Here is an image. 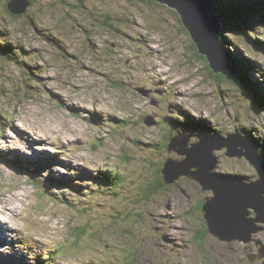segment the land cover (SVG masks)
Here are the masks:
<instances>
[{
  "label": "rangeland",
  "instance_id": "1",
  "mask_svg": "<svg viewBox=\"0 0 264 264\" xmlns=\"http://www.w3.org/2000/svg\"><path fill=\"white\" fill-rule=\"evenodd\" d=\"M30 1L16 18L0 1V38L13 57H0V264H255L247 253L264 248V223L250 235L256 241L208 231L198 245L191 237L201 219L191 206L211 191L197 195L194 181L179 178L160 184L158 175L171 156L163 136L182 120L196 140L207 125L242 130L264 152V110L252 93L210 77L165 5ZM255 14L238 26L264 35ZM223 29L264 66L263 44ZM214 154V172L256 179L245 158L225 147ZM108 170L122 182L98 184Z\"/></svg>",
  "mask_w": 264,
  "mask_h": 264
},
{
  "label": "water",
  "instance_id": "2",
  "mask_svg": "<svg viewBox=\"0 0 264 264\" xmlns=\"http://www.w3.org/2000/svg\"><path fill=\"white\" fill-rule=\"evenodd\" d=\"M154 1L175 10L179 15L190 38L189 47L193 50L194 58L203 60L212 74L238 76V66H235L238 63L222 47L220 35L223 21L212 0ZM29 4V0H11L7 7L12 14L18 15L24 13ZM149 119H146L147 124L152 123ZM188 140L186 133L169 139L168 151H175L185 157L182 160H165L162 168L164 182L172 183L180 175L187 174L205 189H211V197L202 204L208 231L220 240L251 241L250 235L261 230L259 223H264V162L257 155L256 143L237 132L226 137L201 136L190 147H187ZM223 146L228 148L227 155L247 159L257 170L258 179L245 183L241 177L215 173L213 169L217 157L213 151ZM193 166L196 170L189 174L188 169ZM251 211L254 217L250 216ZM260 252L249 256V260L264 257V248Z\"/></svg>",
  "mask_w": 264,
  "mask_h": 264
},
{
  "label": "trees",
  "instance_id": "3",
  "mask_svg": "<svg viewBox=\"0 0 264 264\" xmlns=\"http://www.w3.org/2000/svg\"><path fill=\"white\" fill-rule=\"evenodd\" d=\"M4 1H5L4 6L6 7V9H8L7 4L11 0H4ZM77 1H78V5H77L78 7L83 6V0H77ZM139 1H148V2L155 3L154 0H139ZM212 1L215 3V6L217 7V9L219 11L218 15L223 21V27L224 26L238 27V29H237L238 34L245 36L246 38H248V40L250 39L253 42V44L256 45L258 43H261V44H263L262 46L264 47V39H263L264 35L261 34V32H259V27L256 28V27H253L252 24H246V27H247L246 31H241L240 27L238 26V25H242V23H243L240 20H245L246 18H249L252 14L256 15L255 13H257L259 16H261L260 18H262V20L264 22V0H212ZM29 2L31 3L30 0H29ZM240 4L243 5L244 9L246 7L248 9L251 8L253 10V12L247 13V11H245V10H236L237 8H239ZM235 11H237L236 14L237 13L241 14V13L245 12L246 15H243L240 19L237 20L236 18L238 16H234ZM9 13L15 18L17 17V15L12 14L10 11H9ZM256 18L259 19L258 17H256ZM243 25H245V24H243ZM223 32H224V29L222 28V32H221L222 35L220 37L222 47L227 44V46H230L231 49L236 50L235 54H237V56H235V57L232 56V57L238 63V65H235L236 67L238 66V69H236L238 71V78L233 79L232 78L233 76H230V75L212 74L210 72L211 78L216 79L217 82H224L227 79L232 80L233 82H229V84L236 85L240 90L250 91L253 95V103L255 104L256 108L259 110H264V66H262V64L257 59H254L252 56L249 57L250 52L246 51V54L243 53L240 50L238 43L227 42V36ZM253 33H255L256 35L258 34L259 36L257 35L255 38H253L252 36H250V35H253ZM4 55H6L8 58L9 57L13 58L11 56V54H9L8 46L6 45L5 41L0 38V57H2ZM27 65L28 64H26V66ZM250 71H254L256 73V75L254 76L252 74V72H250ZM181 122L179 121V123H178L179 127L177 129L181 128L182 125L186 124L183 120ZM199 125L202 127L201 124H199ZM202 129H208V128L206 127V128H202ZM212 130L216 131V133H219V134L222 133L221 132L222 130H220V129H212ZM230 133H234V131L228 132V134H230ZM237 133H240L243 136L250 137V139H252L257 145V148H258L257 153L264 158V152L260 149V145H262V142H258V139L255 136H253V134H250V135L245 134L244 135L242 130L240 132H237ZM201 134L211 135V134H208L207 132L205 134L204 131ZM227 135H223V136L226 137ZM163 141H164L163 144H161V146L163 147V150H168L167 138L163 139ZM263 142H264V139H263ZM159 144H160V141L157 143H154L155 146L159 145ZM152 145H153V143H152ZM165 160H166V158H165ZM165 160H164V162H165ZM163 165H164V163L162 164V167L160 166L159 171H158L160 184L163 183V178H162L163 177V174H162ZM215 172H220V171H215ZM247 179H248L247 181L253 180L252 178L251 179L247 178ZM121 180H122V178H121L120 172H118V171L111 172L109 170L104 173V179L100 178V176L98 178H96V181L100 185L102 182L107 183L108 181L113 183V184H117L119 182H122ZM31 182L36 184L34 182V180H32ZM160 184L158 182L157 187L160 186ZM100 188H101V186H100ZM201 204H202V202H200L199 208L201 207ZM76 229H78V230H76V233H77V231H79L80 229L79 228H76ZM82 232H83V230H81L79 232V234H77V237H79V235H81ZM249 254H250V252L247 253V258H248ZM252 261L255 264H261V263H264V257H262L260 259L255 258ZM41 263L42 262H40L39 264H41ZM43 264H46V262H43Z\"/></svg>",
  "mask_w": 264,
  "mask_h": 264
},
{
  "label": "flooded vegetation",
  "instance_id": "4",
  "mask_svg": "<svg viewBox=\"0 0 264 264\" xmlns=\"http://www.w3.org/2000/svg\"><path fill=\"white\" fill-rule=\"evenodd\" d=\"M161 97V96H160ZM161 100V99H160ZM157 101H155V103H156ZM158 103V102H157ZM204 124V123H203ZM205 126V125H204ZM208 129H205L204 130V133L206 134V132L208 133V134H214V133H216V131H213V130H210L209 129V126L207 125L206 126ZM186 126L185 125H182L181 126V128H179V129H177V130H172V131H167V133L163 136V139H166L167 138V148H168V142H169V139L171 138V137H173V136H175V135H177V134H180V133H186V134H188V136H189V140H188V143H187V147H190V145L193 143V142H196V141H198V139L201 137H198L197 138V140L196 139H194V136H192V134H191V131H187L186 129ZM221 134H223V133H221ZM228 134V132H226V133H224L223 135H227ZM171 135V136H170ZM170 136V137H169ZM169 137V138H168ZM164 142V141H163ZM167 152H169L170 154H171V156H168V157H166V159H169V158H172V159H177V160H182L184 157H185V155H183V154H178L177 152H175V151H168L167 150ZM217 157V163H216V165L218 164V162H219V158H218V156H216ZM219 165V164H218ZM216 167V166H215ZM196 170V168L193 166V167H191L190 169H188V171H190V172H193V171H195ZM214 170H215V168H214ZM226 174H228V173H226ZM163 178V177H162ZM179 180L178 181H194L195 182V184L197 185V186H199V190L197 189L196 190V192H195V194H200V190H201V184L196 180V179H194V178H192L190 175H185V174H183V175H180L179 177ZM177 178V179H178ZM176 179V180H177ZM174 181V182H172V183H170V184H173V183H176L177 181ZM163 181H164V179H163ZM169 184V185H170ZM202 194V193H201ZM190 197L192 196L191 194H188ZM211 195H212V190H211V192H210V195H206L202 200H201V196L199 197L200 199L198 200V201H196V202H194L193 204H192V206H191V211L192 212H198V216H199V218L201 219V225H199L198 226V228L196 227L195 228V230H194V232H193V235H192V237H191V239L192 240H195V241H198V245L200 244V240H204V238H205V236H206V234H207V232H208V229H207V226H206V221H205V218H204V214H203V210H202V204H203V202L205 201V200H207V199H209L210 197H211ZM198 197V196H197ZM200 202H202V204H201V207L199 208V205H200ZM250 216H253V212L251 211L250 212ZM254 256V255H253Z\"/></svg>",
  "mask_w": 264,
  "mask_h": 264
},
{
  "label": "bare ground",
  "instance_id": "5",
  "mask_svg": "<svg viewBox=\"0 0 264 264\" xmlns=\"http://www.w3.org/2000/svg\"><path fill=\"white\" fill-rule=\"evenodd\" d=\"M239 134H240V133H239ZM216 135H221V136H223L222 134H219V133H215V134L207 135V136H216ZM202 136L205 137L206 135H203V134H202ZM223 137H224V136H223ZM216 140H217V139H216ZM252 144H253V143H252ZM252 146H255V145L253 144ZM224 147L226 148V154H227V152H228V148H227V146H223V147H221V149L224 148ZM215 150H218V149H215ZM215 150H214V151H215ZM214 151H213V153H214ZM214 155H215V154H214ZM257 155H258V157L264 162V158H263L262 156H260L258 153H257ZM215 156H216V155H215ZM246 160H247V159H246ZM248 162H249V161H248ZM255 171H256V179H255V180H257L259 176H258V172H257L256 169H255ZM191 173H192V172L189 171V174H191ZM215 173H216V172H215ZM217 173H223V172H217ZM223 174H226V172H224ZM239 177H241V178L243 179V181L246 180V179L244 178V176H242V175H240ZM255 180L248 181V182H247V180H246L245 182H246V183H251V182H254ZM201 187H202V186H201ZM202 189H203V190H210V191H211V189H208V188L205 189L204 187H202ZM253 217H254V215H253ZM250 239H252L253 241H254V240H255V241L257 240L255 237H254V238H251V237H250ZM238 241H240V240L238 239Z\"/></svg>",
  "mask_w": 264,
  "mask_h": 264
}]
</instances>
